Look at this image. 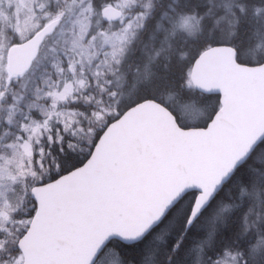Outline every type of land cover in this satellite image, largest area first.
<instances>
[{
	"label": "snow or ice",
	"instance_id": "snow-or-ice-1",
	"mask_svg": "<svg viewBox=\"0 0 264 264\" xmlns=\"http://www.w3.org/2000/svg\"><path fill=\"white\" fill-rule=\"evenodd\" d=\"M0 264H264V0H0Z\"/></svg>",
	"mask_w": 264,
	"mask_h": 264
}]
</instances>
